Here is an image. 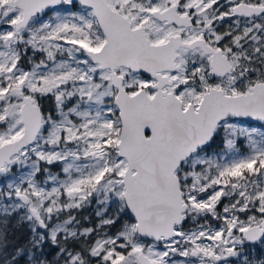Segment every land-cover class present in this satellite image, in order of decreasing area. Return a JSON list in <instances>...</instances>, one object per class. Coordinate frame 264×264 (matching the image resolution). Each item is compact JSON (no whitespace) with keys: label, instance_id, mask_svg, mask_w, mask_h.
Listing matches in <instances>:
<instances>
[{"label":"snow or ice","instance_id":"obj_1","mask_svg":"<svg viewBox=\"0 0 264 264\" xmlns=\"http://www.w3.org/2000/svg\"><path fill=\"white\" fill-rule=\"evenodd\" d=\"M0 185V264H264V0H0Z\"/></svg>","mask_w":264,"mask_h":264},{"label":"rangeland","instance_id":"obj_2","mask_svg":"<svg viewBox=\"0 0 264 264\" xmlns=\"http://www.w3.org/2000/svg\"><path fill=\"white\" fill-rule=\"evenodd\" d=\"M0 187H2V185H0ZM256 250V252H255ZM253 252V255H261V256H264V246H260V245H257L256 247L253 248L252 250Z\"/></svg>","mask_w":264,"mask_h":264},{"label":"trees","instance_id":"obj_3","mask_svg":"<svg viewBox=\"0 0 264 264\" xmlns=\"http://www.w3.org/2000/svg\"><path fill=\"white\" fill-rule=\"evenodd\" d=\"M213 147H215V145H214ZM25 234H26V233H25ZM255 252H256V250H255Z\"/></svg>","mask_w":264,"mask_h":264}]
</instances>
